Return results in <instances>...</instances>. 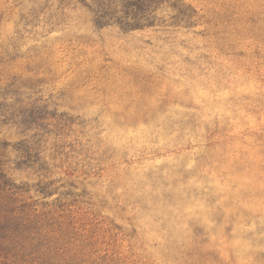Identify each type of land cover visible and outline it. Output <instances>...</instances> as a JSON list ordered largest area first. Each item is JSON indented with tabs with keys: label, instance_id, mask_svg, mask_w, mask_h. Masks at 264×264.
<instances>
[{
	"label": "rangeland",
	"instance_id": "obj_1",
	"mask_svg": "<svg viewBox=\"0 0 264 264\" xmlns=\"http://www.w3.org/2000/svg\"><path fill=\"white\" fill-rule=\"evenodd\" d=\"M127 1L0 0V264H264V0Z\"/></svg>",
	"mask_w": 264,
	"mask_h": 264
},
{
	"label": "trees",
	"instance_id": "obj_2",
	"mask_svg": "<svg viewBox=\"0 0 264 264\" xmlns=\"http://www.w3.org/2000/svg\"><path fill=\"white\" fill-rule=\"evenodd\" d=\"M121 3L123 0H120ZM128 0L126 3H129L130 6H135L138 10L143 9V2L144 0H132L129 2ZM90 9H94L95 13H99L98 11H105L112 5V0H92V3H86ZM122 6L128 7V4L122 3ZM11 86V85H10ZM15 94H19L16 89H12ZM11 94V91H4L3 93L0 92V117H3V121H11V122H20L22 124L29 123L26 119L25 113L27 112L22 107V102L20 99H16V101L8 102L6 101V96ZM22 116V117H21ZM20 117V118H19ZM41 189H44L41 187ZM19 223V222H18ZM16 230V229H14Z\"/></svg>",
	"mask_w": 264,
	"mask_h": 264
}]
</instances>
